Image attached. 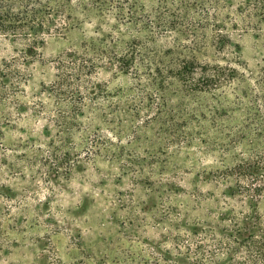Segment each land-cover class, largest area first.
<instances>
[{
    "label": "rangeland",
    "instance_id": "obj_1",
    "mask_svg": "<svg viewBox=\"0 0 264 264\" xmlns=\"http://www.w3.org/2000/svg\"><path fill=\"white\" fill-rule=\"evenodd\" d=\"M38 2L35 55L0 31V264L259 257L264 0Z\"/></svg>",
    "mask_w": 264,
    "mask_h": 264
},
{
    "label": "trees",
    "instance_id": "obj_2",
    "mask_svg": "<svg viewBox=\"0 0 264 264\" xmlns=\"http://www.w3.org/2000/svg\"><path fill=\"white\" fill-rule=\"evenodd\" d=\"M204 9L202 10L204 11ZM50 28V20L44 13L43 4L38 0H0V31L4 35L12 37L14 41L22 43L24 48L21 52L26 59L37 53L38 47H40ZM9 68L7 66L3 69L1 76H5ZM16 72L20 74V71L17 70ZM262 234L263 237L258 240L259 242L254 243L257 245L259 257L251 258L248 262L246 261L247 264H264V229ZM254 236L257 234L252 231L248 238ZM199 248V245L188 242L177 246L176 252L166 249L163 255L156 257L155 264H231L230 260L229 262L217 260L211 262L208 258L202 260Z\"/></svg>",
    "mask_w": 264,
    "mask_h": 264
}]
</instances>
